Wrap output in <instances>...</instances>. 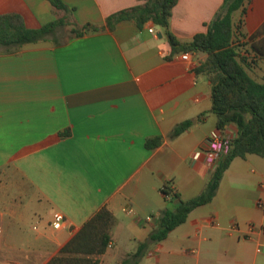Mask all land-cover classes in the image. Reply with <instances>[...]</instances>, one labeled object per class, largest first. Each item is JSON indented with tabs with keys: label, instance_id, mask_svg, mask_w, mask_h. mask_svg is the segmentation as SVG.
Instances as JSON below:
<instances>
[{
	"label": "crops",
	"instance_id": "1",
	"mask_svg": "<svg viewBox=\"0 0 264 264\" xmlns=\"http://www.w3.org/2000/svg\"><path fill=\"white\" fill-rule=\"evenodd\" d=\"M61 1L72 11L48 0H0V16L20 15L30 30L66 21L43 40L52 47H22L13 54L0 47V257L5 264H47L106 206L116 225L112 248L99 261L122 264L157 228L163 211L205 190L214 169L196 156L206 153L212 132L235 139L238 129L217 128L212 83L194 72L208 55L195 51L188 61L185 53L169 59L168 36L152 21L142 28L122 21L113 31L71 37L73 28L104 27L144 0ZM224 1L179 0L168 31L189 44L208 31ZM245 7L233 14V42L248 74L262 83L264 0H248ZM188 120L197 122L170 139ZM64 132L70 134L60 136ZM155 137L161 145L148 150L146 141ZM165 185L169 197L162 193ZM260 199L264 158L235 159L213 201L150 247L140 264H264ZM56 212L68 220L61 230L51 226ZM30 219L44 226L19 242ZM122 243L135 251L122 252Z\"/></svg>",
	"mask_w": 264,
	"mask_h": 264
},
{
	"label": "trees",
	"instance_id": "2",
	"mask_svg": "<svg viewBox=\"0 0 264 264\" xmlns=\"http://www.w3.org/2000/svg\"><path fill=\"white\" fill-rule=\"evenodd\" d=\"M48 1L55 8L72 11L61 0ZM178 1L144 0L143 4L110 17L104 27L85 25L71 30V37H82L106 28L113 31L114 26L122 21H135L139 28L152 21L163 28L168 36L172 47L169 59L179 53H206L207 59L194 72L197 75H206L212 83V112L217 117V128L224 129L228 125H235L238 129L230 152L214 168L205 190L188 201H183L178 194H174L180 199V205L174 210L163 211L157 228L122 264H140L152 245L166 240L172 231L187 221L195 209L211 203L225 172L235 159H244L248 155L264 158V81L259 83L248 74L233 42V14L240 9L245 12L248 0H225L218 16L208 25V31L197 34L192 42L185 45L168 31L173 9ZM65 24V19H61L39 30H30L20 15H1L0 47L8 54L16 53L24 45L46 40L57 27ZM196 122L188 120L180 123L172 131L170 139L178 138ZM69 134L64 132L60 136ZM161 143L162 138L155 137L148 139L145 146L148 150H154ZM164 188L162 193L166 197L171 195V188L168 185ZM115 225L116 218L112 212L106 206L101 207L47 264H100L99 257L106 254Z\"/></svg>",
	"mask_w": 264,
	"mask_h": 264
},
{
	"label": "built area",
	"instance_id": "3",
	"mask_svg": "<svg viewBox=\"0 0 264 264\" xmlns=\"http://www.w3.org/2000/svg\"><path fill=\"white\" fill-rule=\"evenodd\" d=\"M150 33H154L153 29H149ZM191 53H185L182 56V59L185 61L190 60ZM233 137L231 135H224L222 131L215 130L212 132L209 143H208V150L206 153H198L196 156L197 160L204 159L206 164L211 168L214 169L219 161L223 159L231 150ZM163 189H165L163 187ZM162 189V190H163ZM172 195V193H171ZM168 195L167 197H169ZM257 207L264 212V199H260L257 202ZM128 214L132 213V209L126 210ZM152 217H148L146 219L147 222H150ZM68 223L67 218L60 212H56L53 215V220L51 222V226L54 230H61L63 229L66 224ZM250 228L253 229L254 225H250ZM112 248V243L110 242L108 249ZM260 252V250H258Z\"/></svg>",
	"mask_w": 264,
	"mask_h": 264
},
{
	"label": "rangeland",
	"instance_id": "4",
	"mask_svg": "<svg viewBox=\"0 0 264 264\" xmlns=\"http://www.w3.org/2000/svg\"><path fill=\"white\" fill-rule=\"evenodd\" d=\"M65 38H67V37H63L62 39L65 40ZM211 170H213V169H211ZM39 222H40L39 220H34V219L28 220L23 225V227L20 230V233H19V242H25L27 239H33L35 237V235H36V231L34 230V229H36V226L38 227L39 230L42 229L43 226H44V221H43L42 224H39ZM0 227L3 229V225L2 224H0ZM3 232H5V229H3ZM2 236H4V233L1 232L0 233V242H1ZM154 246L155 245H152L151 248L154 249ZM121 251L122 252H133V251H135V249H134V247L132 245L123 244L121 246ZM130 255H132V254H130ZM145 257H150V256H147L146 255ZM3 258L4 257H0V264H5L2 261Z\"/></svg>",
	"mask_w": 264,
	"mask_h": 264
},
{
	"label": "water",
	"instance_id": "5",
	"mask_svg": "<svg viewBox=\"0 0 264 264\" xmlns=\"http://www.w3.org/2000/svg\"><path fill=\"white\" fill-rule=\"evenodd\" d=\"M162 36V35H160ZM52 47L51 42H46V41H41L37 43H31L23 46V50L28 51V50H38V49H45Z\"/></svg>",
	"mask_w": 264,
	"mask_h": 264
}]
</instances>
